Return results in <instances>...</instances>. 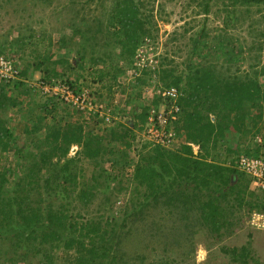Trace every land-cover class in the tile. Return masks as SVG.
Instances as JSON below:
<instances>
[{"label":"trees","instance_id":"16d2710c","mask_svg":"<svg viewBox=\"0 0 264 264\" xmlns=\"http://www.w3.org/2000/svg\"><path fill=\"white\" fill-rule=\"evenodd\" d=\"M98 1L107 6L103 3L105 0ZM149 2L112 0L105 13L94 17L95 27L89 22L82 28L76 27L55 41L56 45L72 51L76 39H83L76 51L81 56V61H76L80 68L84 67L83 50L92 45L87 41L89 34L94 38L103 34L98 44L102 48L107 47V39L112 34L118 46L135 54L144 39L157 30L153 23L154 15L144 13ZM214 6L217 7L215 10ZM254 6L264 21V0H188L187 8H191L195 16L204 15L205 22L197 30L192 27L186 29L190 31L192 28L193 34L183 61L184 69L179 70L173 59L163 55L156 76L153 71H145L139 78L140 87L157 80L163 87L174 86L183 93L175 128L188 141L201 146L199 154H195L189 145L176 151L161 145L150 147L146 143L137 160L126 157L113 142L131 147L136 140L137 121L127 125L119 123L104 133H97L96 123L86 126L75 117L64 123L66 111L73 113L66 105L63 115H59V102L54 98L39 105L41 111H36L35 102L25 110L20 96L34 91L23 81L14 82L13 89L8 87L10 84L0 81V238L9 236L13 239L11 250L18 255L17 261H27L28 255L34 254L40 256L41 264H127L126 253L122 249L127 236L123 234L117 239L116 224H103L101 219L81 222L82 214L74 213L68 203L49 201L56 196L72 197L75 194L74 200L78 197L80 201L89 203L99 188L109 190L113 182H118L120 192L128 191L129 183L134 186L132 194L138 197L131 201L130 215L138 216L154 201L160 207L158 211L168 219L179 215L186 220L187 226L190 223L197 226L195 221L189 220L198 214L193 211H198V223L217 236L231 226L229 216L235 206L247 208L249 213L254 210L264 212V190L252 189L251 177L237 168V160L242 153L259 156L264 150V143L260 145L252 139L259 134L264 140V41L257 43L260 50L255 57H250L254 45L246 46L230 32L236 27L239 17L247 18L253 13ZM212 12L224 14L223 26L215 29L214 34L206 23ZM76 14L81 16V10ZM104 16L106 21H103ZM259 30L264 38V27ZM48 38L46 47L49 51L36 54L34 69L40 71L47 81L65 78L75 86L74 80L66 78L65 73L58 70L64 61L72 64L65 58L54 59L50 49L55 42L53 44L52 36H44L43 40ZM28 39L29 36L24 35L0 42V54L24 52L32 43ZM35 44L33 46L37 47ZM103 58H110V54L103 52L95 56L92 64ZM212 59L217 62L213 63ZM247 62L248 70L240 73ZM218 63L222 66L219 67ZM234 66L235 73L232 72ZM120 69L119 66L112 70L101 69L99 78L113 76ZM29 70L26 67L22 76L27 78ZM160 101L157 96L154 103L159 104ZM16 107L28 113L27 118H22L25 121L24 133H28V137L21 147L16 146L20 144L17 141L20 135L9 126L13 119L4 116L5 112L16 110ZM147 114L148 107L144 106L143 112L136 117L139 122H144ZM249 141L254 149L245 147ZM234 142L240 146L237 151L233 150ZM74 144H78L80 149L75 156L69 157ZM13 146L17 148L16 167L2 168L3 153ZM82 158L94 165L92 182L79 180L85 175ZM226 159H231L230 163ZM106 160L111 162L113 171L119 168L121 172L105 169L103 163ZM133 163L135 171L128 175L127 169ZM125 172L131 181L127 186L123 181ZM101 178L104 179V188L99 187L103 184ZM186 225L179 230L174 226V230L166 233L172 232L170 237L175 244L180 245L182 238L191 240L192 234L186 230ZM151 250L156 251L153 247ZM163 251L167 252L166 247ZM222 251L230 256L229 264H262L253 255L251 241L241 247L222 248ZM176 261L163 256L152 264H176Z\"/></svg>","mask_w":264,"mask_h":264},{"label":"rangeland","instance_id":"374dc122","mask_svg":"<svg viewBox=\"0 0 264 264\" xmlns=\"http://www.w3.org/2000/svg\"><path fill=\"white\" fill-rule=\"evenodd\" d=\"M148 1H150L148 3L149 7L144 13H152V15H154L153 23L156 24L157 30L153 35L147 36L140 46L150 48V53H155V55L159 56L158 59L160 62L162 61L163 55H168L179 66V70L184 69L185 66L183 61L187 56L189 38L193 34L192 28L197 30L201 27L205 22L204 15H193L192 9L187 8L188 0ZM103 3L107 4V6L104 7L101 1L98 0L94 2H89L87 0H0V42L12 41L24 35L29 36L28 41L32 43L26 47L24 52L17 51V54L23 57H21L20 60L21 67L30 69L27 79L32 83H36L43 77V74L40 71H36L33 67V63L37 61L36 54L39 55L38 53L41 51L43 53L49 51L48 47H46L49 38L46 41L43 40V37L52 36L54 44L63 34L71 33L76 27L82 28L85 24L88 25V22L89 25L95 27L92 22L94 17H98L105 13V9L111 5L112 0H105ZM216 8V6L213 7L214 10ZM79 10L82 12L81 16H77L76 14ZM252 11L253 13L249 16L250 18L243 16L239 17L236 27L231 28L230 32L233 37L241 39V42L245 43L246 46L249 45L251 47L254 45V50L249 56L255 57L256 53L260 50L256 47L257 43L264 41L263 36L260 34L261 31L259 30L263 29L264 21L261 19L262 14L256 11V6L252 7ZM223 15V13L216 15L215 12H212L208 16L209 18L206 23L212 34L215 33V29L223 26ZM103 19V21H106L105 16ZM189 27L192 28L190 31H187L186 29ZM88 36L87 41L91 42L92 45L87 46L83 50L85 53L83 68H80V66L76 64L77 60L81 61V56L76 51L83 39H76L72 51L61 49L55 42L50 49L54 59L65 58L72 64L69 65L64 61L60 64L58 70L62 74L65 73L66 78H71V80H74V82L80 86L89 87L99 98L106 100L111 99L114 89H117L116 86L118 84L124 85L125 87L122 88V91L127 98L128 105L131 106L129 109L140 107L143 104L142 99L135 91L141 87L140 85L139 87L138 85L137 87L133 86L134 83L138 84L139 78L130 77L128 72L131 71L135 65V56L137 53L135 52V54H133L131 51H126L118 46L116 38L112 34L108 37V44L105 48L98 45L103 34H101L100 38L99 36L94 38L91 34ZM103 40L104 42L106 41V39ZM35 43H37V45ZM34 44L37 47H34ZM128 48H130V46ZM103 52L109 53L110 58H103L99 63L92 64V59L97 55H101ZM262 54L264 55V51ZM250 57L249 60H251ZM211 61L213 63L217 62V60L213 59ZM118 66L122 69L114 73L113 76H104L103 79L99 78L101 69L108 68L112 70ZM220 66H222V63L219 64V67ZM235 69L234 66L233 73H235ZM245 70H248V62L241 67L240 73ZM8 87L13 89V85H8ZM20 99L23 100L22 107H24L25 110L35 102V104H37V107H35L36 111H41L39 105L47 102L49 98L40 95L39 92H32L31 94L20 96ZM54 100L59 102L57 113L63 115L66 105L57 99ZM15 109L16 110L13 109L5 112L4 116H9L11 119L16 120L15 123H18L15 126V132L20 135L17 137V141L20 144L16 146L21 147L28 137V133H24L26 132L24 127L25 121H23L22 118H27L28 113H24V111L19 110L18 107ZM122 111L125 112V110ZM24 115L26 116L24 117ZM65 116L66 118H63L65 119L64 123L68 122L70 118L75 119L68 111H66ZM121 124L124 125L125 123ZM104 128L105 127L102 129L104 130ZM87 129H89V127ZM109 129L110 127H106L103 133ZM138 131L139 127H136V134ZM97 133L100 132L97 131ZM145 144V141L139 143L134 140L132 146L128 147L120 142H113V145L119 148L121 154L126 157L134 158L135 160L138 159L139 153L145 148ZM194 144L199 145L196 143ZM201 150L200 146V151ZM16 151L17 148L13 146L10 150L3 153L2 168L16 167V158H18ZM75 155L76 152H72L71 156ZM81 165L84 168L85 175L79 180L92 182L91 178L94 165L86 158H82ZM103 165L105 169L113 171L111 162H107L106 160ZM113 172L119 173L121 171L119 168H115ZM128 175L132 174L128 172ZM126 176L125 172L123 181L125 180L124 184L127 186L131 181L128 180ZM100 181L103 184L99 187L104 188V179L101 178ZM117 183L118 182H113L109 190L99 188V190L95 192V197L89 203L80 201L78 197L74 200L76 197L75 194L72 195V197L56 196L49 198V201L56 204L68 203L69 208H72L74 213L80 212L82 214L83 219L79 218L81 222L101 219L103 224L106 222L116 224L115 230L117 229V239L123 234L127 236L124 239L122 248L123 253H126L127 264H152L156 259L163 256L169 257L171 260H177L176 264H229L231 258L222 251V248L241 247L249 241H251L253 255L264 264V230L251 224L252 213H249L247 208L235 206L233 208V213L229 216L231 226H229L228 229H224L225 231L223 230L221 236H217L216 234H212L207 227L198 223V215L200 213L198 211H193V213L198 214H194V216H192L194 219L191 218L189 220V222L192 221V223L195 221L197 226H191L192 224L190 223L191 227L187 226L185 224L186 220L183 219V217L180 218L179 215H173L171 220L168 219L161 211H158L160 207H157L154 201L148 205L144 212H139L138 216L130 215V211L132 210L131 201L138 197L132 194L134 186L132 187L131 183H129L128 191L120 192V186ZM260 191L261 190L258 192ZM182 225L187 226L186 230L191 232L192 236L191 240L180 239V245H178L175 244L173 237H170L172 232L169 233V235L166 233L174 230V226L179 230ZM12 241L13 239L9 236L0 238L1 264H12L13 261H17L18 255L11 250ZM151 247L155 248L156 251H152ZM164 247L167 249L166 253L163 251ZM22 251L23 253L25 251L28 252L26 248L25 251ZM16 264H41V259L38 255L29 254L27 261L18 260Z\"/></svg>","mask_w":264,"mask_h":264},{"label":"built area","instance_id":"2783aa9c","mask_svg":"<svg viewBox=\"0 0 264 264\" xmlns=\"http://www.w3.org/2000/svg\"><path fill=\"white\" fill-rule=\"evenodd\" d=\"M149 49L143 46L138 47L135 65L131 71H128L130 77L139 78L144 70H151L156 76V72L160 68L159 56L155 53L151 54ZM20 64L19 57L15 54L1 53L0 81L9 84L19 80L21 76ZM33 85L39 87L38 90L43 96L57 99L68 105L73 113L84 120L85 124L96 122V132L100 127H113L118 123L128 124L135 120L140 127L136 135V141L139 143L145 141L150 147L161 145L176 151H181L185 145H190L195 154L201 152L199 145L188 142L184 134L175 128V122L179 119L181 112L180 99L183 96L177 87H163L157 80H153L145 86L141 99L148 107V114L144 122H139L136 115L143 111L141 108L129 109L131 106L128 105L127 98L122 91L124 85L118 84L109 100L99 98L89 87L77 88L67 82L65 78L51 81L41 80ZM157 96L161 100L159 104L154 103ZM256 142L260 145L263 144L262 136L257 135ZM78 149L79 146L75 145L72 147V152H76ZM237 168L251 177L252 188L264 190V152L259 156L241 154L237 160ZM127 170L133 174L135 163L131 164ZM251 224L264 230V212L254 211L251 214Z\"/></svg>","mask_w":264,"mask_h":264},{"label":"clouds","instance_id":"9594fccd","mask_svg":"<svg viewBox=\"0 0 264 264\" xmlns=\"http://www.w3.org/2000/svg\"><path fill=\"white\" fill-rule=\"evenodd\" d=\"M138 49V48H137ZM137 49H136V52H137ZM17 52V51H16ZM19 53V52H18ZM16 56H18L19 57V60H21V58H20V54L18 55L17 53L15 54ZM20 67H21V65H20ZM160 69V68H159ZM23 70H24V67L22 68L21 67V76H20V79L19 80H15V81H13L12 83H9L10 85H13L14 84V82H16V81H23V82H25L34 92H36V93H40V95H42L41 94V92L38 90V86L37 85H33V83L31 84V81L29 80V79H27V78H25L24 76H22V73H23ZM144 71H151V70H144ZM144 71H143V73H144ZM142 73V74H143ZM142 76V75H141ZM140 76V77H141ZM139 77V78H140ZM41 80H44V81H47V80H45V79H43V78H41L39 81H41ZM38 81V82H39ZM137 85L138 84H134L133 86H136L137 87ZM148 85V84H147ZM147 85H145V86H147ZM145 86H142L141 88H139L137 91H135V92H137V94L140 96V98H141V95H142V91H143V88L145 87ZM75 87H77V88H79V87H82V85L80 86V85H78V84H76L75 85ZM139 87V86H138ZM49 100V99H48ZM142 103H143V101H142ZM144 106H146L144 103L139 107H135L134 108V110H136V108H141L142 109V111H143V109H144ZM72 113H73V111H71ZM140 115V114H139ZM73 117H75V118H77V119H79L78 121H83L84 122V120L83 119H81V117H78V115L77 114H75V113H73ZM85 123V122H84ZM93 123H96V122H91V123H88V124H86V126H91ZM97 124V123H96ZM96 124H95V127H96ZM121 124V123H120ZM125 125H127V124H125ZM116 126V125H115ZM114 127V126H113ZM103 127H100V129L98 130L100 133H103V131L105 130V128H104V130L102 129ZM110 128H112V127H110ZM259 135V134H258ZM257 136V135H256ZM256 136L255 137H253L254 138V140H255V142H256ZM259 136H261V135H259ZM257 143V142H256ZM258 144V143H257ZM75 145H77V146H79L78 144H74V145H72V147L73 146H75ZM72 147H71V149H70V152H69V156H71L72 155ZM79 149H80V146H79ZM78 149V150H79ZM77 150V151H78ZM77 151H76V153H77ZM72 157V156H71ZM228 163H230L229 161H228ZM251 188H252V183H251ZM252 189H254V190H257V191H259V189H256V188H252ZM262 191V190H261ZM254 211H258V210H254ZM254 211H252L251 213H253ZM258 212H262V211H258Z\"/></svg>","mask_w":264,"mask_h":264},{"label":"crops","instance_id":"0c3cea01","mask_svg":"<svg viewBox=\"0 0 264 264\" xmlns=\"http://www.w3.org/2000/svg\"><path fill=\"white\" fill-rule=\"evenodd\" d=\"M15 121H16V120L13 119V121L10 122V125H9L10 127L14 128V129H15V126L18 124V123H15ZM230 136H231V135H230ZM248 136H249V134H248ZM247 138H250V137H247ZM252 139L254 140V138H252ZM248 140L251 141V139H248ZM250 141H249L247 144H245L246 146H245L244 144H242V146L244 145V146L247 147V148L250 147L251 149H254V147H255L254 145H252V146L249 145ZM239 147H240V146H239L238 142H234V144H233V150H234V151H237V150L239 149ZM263 152H264V150L261 151V154H262ZM242 154H243V153H242ZM226 160H227V159H226ZM227 161L230 162L231 159H228Z\"/></svg>","mask_w":264,"mask_h":264}]
</instances>
